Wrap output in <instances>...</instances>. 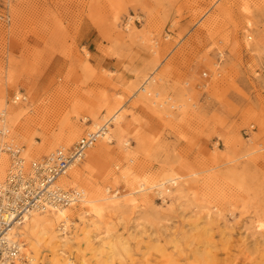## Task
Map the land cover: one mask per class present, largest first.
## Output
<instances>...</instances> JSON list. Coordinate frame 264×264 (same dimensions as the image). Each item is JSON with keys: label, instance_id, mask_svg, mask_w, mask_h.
I'll use <instances>...</instances> for the list:
<instances>
[{"label": "rangeland", "instance_id": "obj_1", "mask_svg": "<svg viewBox=\"0 0 264 264\" xmlns=\"http://www.w3.org/2000/svg\"><path fill=\"white\" fill-rule=\"evenodd\" d=\"M10 16L0 110L27 159L119 114L73 167L67 228L20 226L36 264H264V0H11Z\"/></svg>", "mask_w": 264, "mask_h": 264}, {"label": "built area", "instance_id": "obj_2", "mask_svg": "<svg viewBox=\"0 0 264 264\" xmlns=\"http://www.w3.org/2000/svg\"><path fill=\"white\" fill-rule=\"evenodd\" d=\"M10 3L11 0H0L2 22H10ZM14 95L15 101L26 99L23 92ZM109 118L94 130L82 134L69 148L57 147L38 158L27 159L23 148L12 142L5 112L0 110V153L7 157L6 169L0 175V264H14L17 258L20 259L18 243L10 238L12 230L20 227L31 212L81 202V189L59 185L58 179L109 132L112 126ZM21 261L20 264H29L27 258H21Z\"/></svg>", "mask_w": 264, "mask_h": 264}, {"label": "bare ground", "instance_id": "obj_3", "mask_svg": "<svg viewBox=\"0 0 264 264\" xmlns=\"http://www.w3.org/2000/svg\"><path fill=\"white\" fill-rule=\"evenodd\" d=\"M248 37H250V36H248ZM145 90H144V86H141L140 91L145 92ZM13 101H15L14 97H13ZM6 107H7L6 111H7L8 116H12L13 114H15L17 112V107H15V106L7 105ZM118 115L114 114L113 117L109 118V119H112V123H113V119L116 120L118 118ZM119 121L120 120H118L117 122L119 123ZM119 127H120V129H122L121 124L119 125ZM109 131H110V128H109ZM109 134H110V132H108L102 138H107L109 136ZM101 151H102L101 146H99V148H95L94 150L93 149L87 150L88 163L96 162L95 160H97L99 158V156L101 155ZM6 164H7L6 157L4 156V154L0 153V175L1 176H2V173L4 172L3 170L6 169ZM75 165H76V163L72 164L70 166V168L67 170L66 174L64 176H61L58 179L59 185H62L64 187H68L66 185H71L72 186V185H74L76 183V180L78 179V175H79V167L73 168ZM68 174H69V177H67ZM87 199H89V198H87ZM84 201H86L87 203L90 202V201H87V200H84ZM67 208H69V207H49L45 211H34V212H31L29 214V216L25 217L23 223L25 221H27V220H30L31 221V228H30L31 231L30 232H33V231L37 230V232L42 234V239L44 241V240L47 239L46 235H45V229L47 227H51L53 224L56 225V223L59 222L60 223L59 224V226H60L59 230L64 231L67 228V225H68L67 223L69 222V216L67 214ZM47 211H49V213L45 214L44 212H47ZM50 216H52V217H50ZM28 223L29 222H27V224ZM57 235H60V234H57ZM10 239L16 241L18 243V247H19L20 259L17 258L15 260L14 264H20L22 262L21 258H27L28 261H29V264H36L34 256L32 254L33 253L32 252L33 251V243L30 240L29 235H27V233H25V231L22 228L15 227V229L12 230V234H11V238ZM34 253L37 254V252H35V251H34Z\"/></svg>", "mask_w": 264, "mask_h": 264}, {"label": "snow or ice", "instance_id": "obj_4", "mask_svg": "<svg viewBox=\"0 0 264 264\" xmlns=\"http://www.w3.org/2000/svg\"><path fill=\"white\" fill-rule=\"evenodd\" d=\"M262 227H264V225H262Z\"/></svg>", "mask_w": 264, "mask_h": 264}]
</instances>
